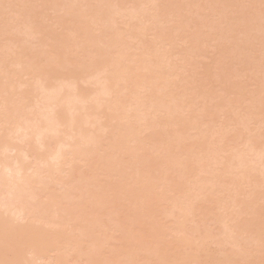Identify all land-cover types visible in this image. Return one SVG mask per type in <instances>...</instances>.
<instances>
[{
	"label": "bare ground",
	"instance_id": "obj_1",
	"mask_svg": "<svg viewBox=\"0 0 264 264\" xmlns=\"http://www.w3.org/2000/svg\"><path fill=\"white\" fill-rule=\"evenodd\" d=\"M54 1L0 0V264H264V0Z\"/></svg>",
	"mask_w": 264,
	"mask_h": 264
},
{
	"label": "rangeland",
	"instance_id": "obj_2",
	"mask_svg": "<svg viewBox=\"0 0 264 264\" xmlns=\"http://www.w3.org/2000/svg\"><path fill=\"white\" fill-rule=\"evenodd\" d=\"M10 1H14V4H15V3H19L18 1H21V5H22V3L25 4L24 7H27L26 9H28V8L31 7V5H32V6H33V8H32L33 10H34L35 6L37 5V4H34V2H38V0H37V1H36V0H33V1H31V3L29 4V3L26 2V0H23V1H22V0H17V1H16V0H10ZM49 1L51 2V0H49ZM52 1H53V0H52ZM55 1H56V0H55ZM55 1H54V2H55ZM54 2L50 3L51 5H49V4H48V5H49L50 7H53ZM12 3H13V2H12ZM66 3H68L67 5H70L69 3H71V0H70V1L67 0ZM18 6H19V5H18ZM18 6H17V7H18ZM13 7H15V6H13ZM15 8H16V7H15ZM47 8H49V7L47 6ZM47 8H46V7H44V8L39 7L38 9L35 8V9H37L36 11H38V12H39L40 9H41V10L44 9V10H42L43 13L40 12L41 14H39V13H38V14H37V13L33 14V10H32V9H31V11L29 12V11H27L26 9L23 10V8L20 7V10H18V12H17V9H16V11H15L14 14H13V17L16 18L17 20H18V19L20 20V18H21V19L23 18L22 20H24V19H26V18H24V17H27V16H29L30 14H33V15H31L29 18H28V17H27V18L30 19V18L35 17V20H36V22H37V21L40 19L39 16H41V15L44 16L43 14H46V13L49 14L50 11H53V13L51 12L50 15H47V14H46V16H44V19H45V20H46L47 18H53V20H54V19H55V16H54L55 13H56V17L60 16V14H61V16H62V15H64V14H65V15H68V14H71V13H76L75 11H73V10H71V9H61V10H57V9H56V10H54L55 8H51L50 11H46ZM13 9H14V8H13ZM18 9H19V8H18ZM52 9H53V10H52ZM11 10H12V9H11ZM61 11H62V12H61ZM22 12H24V13H22ZM26 12H28V13H30V14H28L27 16H22V15H25ZM34 12H35V10H34ZM20 13H22V14H20ZM58 13H60V14H58ZM16 14H19V15L17 16ZM57 14H58V16H57ZM14 15L17 16V17H15ZM84 15H85V14H84ZM20 16H21V17H20ZM36 16H37V17H36ZM42 16H41V17H42ZM52 16H53V17H52ZM38 17H39V18H38ZM37 18H38V19H37ZM42 19H43V18H42ZM44 19H43V21H45ZM47 20H48V21H46L45 26H46V27L50 26V28L53 29V28H52V27H53V25H52V24H53L52 19H50V20L52 21V23H51V21H49V19H47ZM36 22H35V25H36ZM41 22H42V21H41V19H40V21H39L38 24H37V26H40V28H41V27H44V22L42 23V25H40ZM47 23H48V24H47ZM50 23H51V24H50ZM51 25H52V27H51ZM34 27H36V26H34ZM23 28H24L25 30H24ZM37 28H38V27H37ZM22 29H23L25 32L27 31V33L23 32V34H22ZM93 30H94V29H93ZM20 31H21V32H20ZM28 31H29V29H26L24 26H23V27H18V28H16V30L14 29L13 34H14V32H15V33H18V34H14V35H13V36H15V37L17 36V37H16L17 40L12 41V42L10 43V46L12 45L13 48H16V47H17L16 45L18 44L17 42L20 41L19 44H18V49H17L16 51L21 50V48H23V46H25V47H24L25 49H23L24 51L29 50V48H30L31 51L29 50L28 52H31V54H38V55L42 54V53L39 52V51L44 50L45 47H44L43 45H41V46H37V44L40 43L39 41H40L41 37H38V36H40V35L37 34V36H36L35 34L29 33ZM95 31H96L95 35L97 34L98 36H94V34H93L92 38L95 37V38H93L94 41H95L96 37H99V34H100L99 31H98V32H97V30H95ZM24 33H25V34H24ZM89 34H90V36H91L92 32H90ZM19 35H20V36H19ZM27 35L30 36V38H29ZM34 35H35V36H34ZM22 36H23L24 40L28 37V38L26 39L27 41L25 40V44H23V46H21V42L24 43V41H21V40H23V38H21ZM32 37H33V38H32ZM36 37H38V40H39V41H37V43H36V42L34 43L33 41H36V40H37V39H35ZM18 39H19V40H18ZM29 39H30V41H31L30 43H29ZM34 39H35V40H34ZM93 39H91L92 41H91V40H90V41L93 42ZM3 42H4V43H7L6 40H4ZM134 42H135V41H134ZM4 43H3V44H4ZM16 43H17V44H16ZM26 43H27V45H26ZM32 43H33L34 45H33ZM135 43H136V42H135ZM132 44H133V43H132ZM31 45L33 46V48L31 47ZM28 47H29V48H28ZM36 47H37V49H38L39 47H43V48H40V49H42V50L38 49V50H39V51H38V50L36 49ZM100 47H102V44L100 45ZM133 47L136 48L135 44L133 45ZM135 48H133V49H135ZM35 49H36V50H35ZM45 49H46V48H45ZM23 50H22V51H23ZM34 50H35V51H34ZM38 52H39V53H38ZM10 54H15V53H14V52H10V53L7 55V60H9V59H11V58H14V56H16V55H12V56H11ZM43 54H45V51L43 52ZM40 56H41V55H40ZM9 61H10V60H9ZM11 61H13V60H11ZM5 66H6L7 70H8V69H12V68L14 67L13 64L10 65V63H9V65H8L7 62H6V64H5ZM7 66H8V67H7ZM12 66H13V67H12ZM16 68H17V67H15V68H13V69H16ZM13 69H12V70H13ZM12 70H9V71H12ZM95 75H96V74H94V75L92 74V75H91V77L93 78L92 81H94V80L96 81L97 79L100 78V77H97V75H96V76H95ZM5 76H6V75H5ZM2 77H3V75H0V82H1V83L4 82V80L1 79ZM25 80H27V79L25 78ZM92 81H91V82H92ZM33 83H35V81H34ZM33 83H32V84H33ZM39 83H40V82H39ZM33 86H37V83L34 84V85H32L31 88H32ZM93 86H94V85H92L91 83H89V84L87 85V87H88L89 89H90V88L93 89ZM36 88H38V87H35V89H36ZM95 88H96V87H95ZM95 88H94L93 90H95ZM27 89H28V88H27ZM24 90H26L25 87H23L22 90H21L20 92H24ZM28 91H29V90H28ZM92 95H93V97H96V93H95V96H94V93H93ZM26 101H28V100H27V99L23 100V102H26ZM26 103H27V102H26ZM0 110H1V109H0ZM255 126H256V125H254V127H255ZM252 127H253V126H252ZM254 127L252 128V131L255 129ZM0 132H1V129H0ZM11 138H14V137L12 136V137H10L8 140H10ZM10 154H11V156H13V155H12L13 153H10ZM254 155H255V156H254ZM251 156L254 157V158L257 157V159H254V158L250 157L249 160H251L254 164H256L254 160H257V163H258V160H259V164H260V165H258V164H257V165H258V167H259L262 171H264V170H263L264 161H263L262 158L259 156V154H256V153H255V154H253V155H251ZM251 158H252L253 160H252ZM258 158H259V159H258ZM262 162H263V163H262ZM65 163H66V161H65ZM261 164H263V165L261 166ZM63 166H65L64 162H63ZM65 167H67V166H65ZM65 169L68 170L69 168L67 167V168H65ZM234 171H236V169H235ZM64 175H66V173H65ZM46 180H48V181H46ZM46 180H45V181L47 182L46 184H48V187L51 186V179H46ZM49 184H50V185H49ZM106 219H107V218H106ZM107 220H109V219H107ZM209 224H210V223H209ZM210 225L212 226V228L210 229V227H209V229H210L211 231L214 230V231H213V234H212L213 236H214V234H216V235H217V234H220L219 231L222 233V231H223L222 229H223V228L220 229V228L222 227L221 225L219 226V229L217 228V225H216V224H215L216 227L214 226V224H210ZM213 228H214V229H213ZM215 230H217V233H216ZM211 231H210V232H211ZM211 233H212V232H211ZM184 235H185V234H183L182 236H184ZM40 261H41V263H40ZM40 261H39V259H38V261L35 259V262H34V263H36V264H38V263H39V264H42V261L44 262V259H42V260H40ZM45 262H46V261H45ZM45 262H44V263H45ZM44 263H43V264H44Z\"/></svg>",
	"mask_w": 264,
	"mask_h": 264
}]
</instances>
